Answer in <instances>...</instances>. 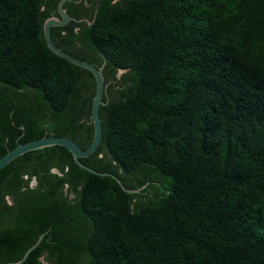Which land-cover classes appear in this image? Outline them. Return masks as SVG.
<instances>
[{
    "label": "trees",
    "instance_id": "trees-1",
    "mask_svg": "<svg viewBox=\"0 0 264 264\" xmlns=\"http://www.w3.org/2000/svg\"><path fill=\"white\" fill-rule=\"evenodd\" d=\"M48 4L0 0V159L93 140L96 81L48 48ZM52 38L120 95L82 163L145 188L59 146L17 158L0 171V264L41 235L23 264H264V0H105Z\"/></svg>",
    "mask_w": 264,
    "mask_h": 264
},
{
    "label": "water",
    "instance_id": "water-1",
    "mask_svg": "<svg viewBox=\"0 0 264 264\" xmlns=\"http://www.w3.org/2000/svg\"><path fill=\"white\" fill-rule=\"evenodd\" d=\"M67 0H60L58 4V11L60 14V17H51L48 18L43 25V31H44V37L45 41L47 43L48 48L50 51H52L54 54L60 56L61 58H64L68 60L70 63L83 68L85 70H88L95 78L96 81V93L93 98V104H92V114L91 119L92 123L94 125V136L92 143L89 148L82 149L81 146L73 139L68 137H58V136H46L38 140H34L25 144H18L13 150L9 151L6 155H4L0 159V171L8 166L11 162L16 160L19 157L24 156L27 153L34 152L37 150H43L46 148L59 146L62 148H65L68 150L72 156L75 162L83 169L99 175V176H109L112 177L117 181V183L122 187V189L127 192L128 194L132 193H139L142 189L139 190H130L127 189L123 183V181L117 177L116 175L108 172H99L85 164L82 163L81 159H85L90 157L92 154L96 152V150L99 148L102 138H103V124H102V117H101V107L106 105L107 103L104 101V98L107 96L108 91V84L106 82V78L103 72V67H97L96 65L89 63L87 61L81 60L72 54L64 51L60 47H58L52 38V28H60L66 26L72 18L68 14L67 10L64 8L65 3ZM92 24V23H90ZM124 71V70H123ZM56 173H58L57 170H55ZM36 183V181H35ZM35 185V184H34ZM44 235H41L37 242L29 248L21 260L14 262V263H7V264H23L31 254V252L36 249Z\"/></svg>",
    "mask_w": 264,
    "mask_h": 264
},
{
    "label": "flooded vegetation",
    "instance_id": "flooded-vegetation-1",
    "mask_svg": "<svg viewBox=\"0 0 264 264\" xmlns=\"http://www.w3.org/2000/svg\"><path fill=\"white\" fill-rule=\"evenodd\" d=\"M118 1L119 0H111V3L115 4ZM59 2H60V0H48V3H49L48 6H46L43 9L47 14H49L48 18L60 17V14L58 11ZM56 3H57V5H56ZM103 3H105V0H67L64 8L67 10V12L70 15V17L72 18V20L66 26L71 25V22H74V20L77 23L89 22L91 18H94L97 16L98 12L103 7ZM60 28H62V27H60ZM80 30H81V27H75L74 28L75 33H79ZM116 80H117V77H116ZM117 81H120V80H117ZM111 83H112L111 80H109L107 82L108 85H110ZM116 88H118V87H116ZM107 93H108V91H107ZM119 97H120L119 93L117 91H115L114 89H112L110 91V93L107 94L108 103L114 101L116 98H119ZM54 173H56V172L54 171ZM34 181H36V180H33L32 182H34ZM36 184H37V181H36ZM32 188H33V186H32ZM82 260L83 259H81V261ZM85 260H87V259H85V257H84V261Z\"/></svg>",
    "mask_w": 264,
    "mask_h": 264
},
{
    "label": "rangeland",
    "instance_id": "rangeland-1",
    "mask_svg": "<svg viewBox=\"0 0 264 264\" xmlns=\"http://www.w3.org/2000/svg\"><path fill=\"white\" fill-rule=\"evenodd\" d=\"M127 72L126 71H123V70H120L118 73H117V80H121L123 78V76L126 74ZM119 98H116L115 100H118ZM35 184V185H34ZM31 185L33 186V188H35L37 186V184L34 182L31 183ZM63 196L64 197H67V198H70V200H73L74 199V196L70 194L69 192V188L66 187L65 190L63 191ZM8 202L11 204L12 203V198H8ZM49 255H45L41 258V262L44 263V264H55L54 261L50 260L48 258Z\"/></svg>",
    "mask_w": 264,
    "mask_h": 264
}]
</instances>
